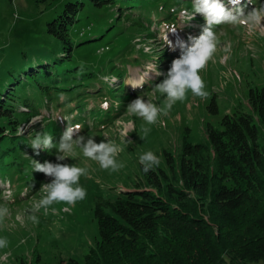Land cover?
Masks as SVG:
<instances>
[{
	"label": "rangeland",
	"instance_id": "rangeland-1",
	"mask_svg": "<svg viewBox=\"0 0 264 264\" xmlns=\"http://www.w3.org/2000/svg\"><path fill=\"white\" fill-rule=\"evenodd\" d=\"M74 1L77 0H0V83L9 69L23 61H29L26 71L39 70V63L46 57L40 51L57 49L47 33L48 23L67 3ZM137 1L127 7L125 2L119 1L117 5L97 12L96 20L110 17L108 25L113 22L117 34H108L100 45L94 43L93 48L77 56L80 64L90 67L87 72L96 73L92 79L77 80V84L64 89L68 92L55 98H39L36 111L15 117L11 124L3 121L4 129L12 126L16 130H10V135L15 136L12 139L15 143L10 146L13 151L11 162H0V204L10 210L0 223V237L8 240L7 247L0 249V264H34L38 256L41 257L39 264H60L71 259L83 264L85 255L97 247L100 240L95 218L96 198L103 196L115 200L121 191L133 190L141 174L139 156L142 153L152 151L159 160L163 159L165 151L177 153L183 130L187 128L191 130L189 139L192 143L204 141L208 124L220 128L224 116L234 113L239 104L249 109L252 89L264 90V31L258 27L214 25L218 34L217 50L199 73L208 97L201 99L189 91L186 99L177 101L167 116L158 118L166 123V127L160 126L159 122L146 125L142 118L127 114V105L140 95L145 101L157 105L163 103L164 96L154 93L153 86L164 79L163 74L167 73L171 62L180 56L179 43L190 46L189 38H198L206 26L202 15L197 14L191 21L180 16V8L191 9L193 0ZM220 2L229 11L235 12L239 7L245 13L264 4V0H241L234 7L229 0ZM120 12L124 16L116 14ZM95 23L90 21L85 29L94 33ZM173 24L178 31L168 34L172 42L169 47L164 40L165 26ZM80 31L84 32V29ZM43 61L48 63L44 58ZM152 64H156L162 75L150 72L142 87H132ZM104 77H115L116 82L113 84ZM213 99L218 105V114L209 110ZM105 100L108 101L107 109L102 107ZM35 116L41 119L33 124ZM130 120L134 123L129 124ZM68 124H80V134L95 137L96 143L112 139L120 144L123 151L117 160L124 167L115 172L102 169L98 162L84 157L82 151L76 149L61 163L88 169L87 176H81L79 181L86 189V198L75 205L54 203L47 214L40 208L35 212L39 224L34 225L26 210L41 198V185L50 183L51 178L35 172L31 159L57 163V149L40 150L37 155L30 147L31 138L36 132L44 131L52 134L53 143L58 145ZM142 126L150 128L147 136L143 135ZM19 129H23L22 134ZM5 181L11 182L14 193L10 200L3 198ZM52 208L56 209L55 213Z\"/></svg>",
	"mask_w": 264,
	"mask_h": 264
},
{
	"label": "trees",
	"instance_id": "trees-1",
	"mask_svg": "<svg viewBox=\"0 0 264 264\" xmlns=\"http://www.w3.org/2000/svg\"><path fill=\"white\" fill-rule=\"evenodd\" d=\"M119 1L127 7L137 0L67 3L48 23L57 49L40 53L49 64L42 58L33 72L23 61L7 71L0 83V162L10 164L15 143L10 130H16L4 129L3 121L11 124L36 111L39 98H55L77 80L96 75L77 56L117 34L110 17L96 20V14ZM90 21L97 22L94 33L85 29ZM249 105L246 110L239 104L220 128L208 124L200 143L190 141L189 128L183 130L179 151H165L147 173L141 165L133 190L121 191L115 200L97 197L100 240L83 264H264V90L252 89ZM209 110L218 114L215 99ZM40 262L38 256L34 264Z\"/></svg>",
	"mask_w": 264,
	"mask_h": 264
},
{
	"label": "clouds",
	"instance_id": "clouds-1",
	"mask_svg": "<svg viewBox=\"0 0 264 264\" xmlns=\"http://www.w3.org/2000/svg\"><path fill=\"white\" fill-rule=\"evenodd\" d=\"M236 7L241 3V0H229ZM176 11L175 8L172 9ZM181 17L191 21L197 14L202 15L206 21V26L203 28L201 35L198 38L190 37L191 45L179 43L182 51L178 58L171 62V65L164 75V79L153 86V92L160 93L164 96V101L161 105H157L150 100L145 101V98L140 95L132 100L126 108V113L142 118L146 125H153L159 122L160 126L166 127L163 120H158L160 116H167L177 101H184L187 93L191 91L193 96L206 99L209 93L205 90V83L200 76V71L205 68L209 60L212 59L218 46V34L214 30V25L230 24L248 27L249 29L260 28L264 31V4L254 7L251 11L245 13L242 8L236 7L235 12L229 11L220 0H193L191 9L181 7L179 10ZM166 34L164 37L165 45L172 46V42L168 39V34H176L178 28L176 25H166ZM162 75L156 69V64L148 67V70L142 75L138 84L132 87H142L149 73ZM237 79L239 75L237 74ZM106 81L116 82L115 77H104ZM102 107L107 109L108 101L105 100ZM40 116L33 117L32 123L39 122ZM133 124L134 121H128ZM81 125L68 124L65 131L60 137L58 145L53 143L54 137L47 132H36L31 138L30 147L39 154L40 150L57 149L56 161L52 163L45 161L40 163L31 159L34 171L44 174L51 178L50 183L41 185L39 193L41 198L36 201L32 208L26 210L28 219L34 224H39V219L35 214L40 208L44 209L47 214L49 207L54 203H65L67 205H75L77 201L84 200L87 192L79 183L81 176H87L88 169L81 168L77 164L61 163L73 154L76 149H80L84 157L98 162L102 169L115 172L124 167V164L117 160L118 155L123 151L120 144H117L112 139L102 140L96 143L95 137L81 135ZM150 128L142 126L144 136H147ZM18 132L23 133V129ZM75 137V138H74ZM139 162L143 166L145 173L149 172L156 166H159L160 160L152 151H146L139 156ZM3 198L10 200L14 193L11 188V182L5 181L3 185ZM53 213L56 212L52 208ZM10 214L9 208L0 204V223ZM8 240L6 237H0V249L6 248Z\"/></svg>",
	"mask_w": 264,
	"mask_h": 264
},
{
	"label": "bare ground",
	"instance_id": "bare-ground-1",
	"mask_svg": "<svg viewBox=\"0 0 264 264\" xmlns=\"http://www.w3.org/2000/svg\"><path fill=\"white\" fill-rule=\"evenodd\" d=\"M178 49V48H177ZM153 74H150V76H152ZM139 82H136L135 84H138Z\"/></svg>",
	"mask_w": 264,
	"mask_h": 264
}]
</instances>
